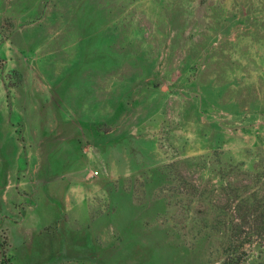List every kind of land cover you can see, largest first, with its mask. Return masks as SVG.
<instances>
[{"label": "rangeland", "instance_id": "1", "mask_svg": "<svg viewBox=\"0 0 264 264\" xmlns=\"http://www.w3.org/2000/svg\"><path fill=\"white\" fill-rule=\"evenodd\" d=\"M244 186L264 196V0H0V258L210 264L231 238L247 262Z\"/></svg>", "mask_w": 264, "mask_h": 264}, {"label": "trees", "instance_id": "2", "mask_svg": "<svg viewBox=\"0 0 264 264\" xmlns=\"http://www.w3.org/2000/svg\"><path fill=\"white\" fill-rule=\"evenodd\" d=\"M242 188L243 189H239V187L231 188L229 195L227 194L230 196L227 202L229 204L235 203L234 208L238 210L242 222L249 223L251 228H253L254 225V232L258 234L260 238L257 254L247 262L243 261L242 256L246 252L243 250L244 244L241 243L240 246L236 241L229 238L222 245V258L217 257L214 260L212 259L210 264L219 260L221 264H264V196H258V194L255 193L246 194L248 190L245 189H248V187L244 186ZM194 189V196L198 197L199 191L195 187ZM200 198H203V193H200ZM227 208L228 207H225L224 209ZM211 210H217V208L213 207ZM197 232L199 234L201 229H198ZM1 255L0 264H14L13 258L9 255L7 250L4 249Z\"/></svg>", "mask_w": 264, "mask_h": 264}, {"label": "crops", "instance_id": "3", "mask_svg": "<svg viewBox=\"0 0 264 264\" xmlns=\"http://www.w3.org/2000/svg\"><path fill=\"white\" fill-rule=\"evenodd\" d=\"M67 174L69 173H66V175ZM71 174L73 175L69 177L70 179L67 180V182L65 183L66 191H67L66 192V204H67V207L69 208H73L74 207L73 205L75 204L76 205L84 204V201L90 195V192L85 187V183L83 182L84 178L81 177L80 174L78 175V172H73Z\"/></svg>", "mask_w": 264, "mask_h": 264}, {"label": "built area", "instance_id": "4", "mask_svg": "<svg viewBox=\"0 0 264 264\" xmlns=\"http://www.w3.org/2000/svg\"><path fill=\"white\" fill-rule=\"evenodd\" d=\"M97 174H98V171L89 172L87 175V179H92V178L96 177Z\"/></svg>", "mask_w": 264, "mask_h": 264}]
</instances>
